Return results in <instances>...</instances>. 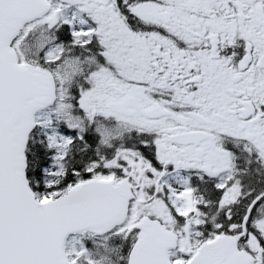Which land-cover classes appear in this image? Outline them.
<instances>
[{
    "label": "snow or ice",
    "instance_id": "obj_1",
    "mask_svg": "<svg viewBox=\"0 0 264 264\" xmlns=\"http://www.w3.org/2000/svg\"><path fill=\"white\" fill-rule=\"evenodd\" d=\"M0 264H264V0H0Z\"/></svg>",
    "mask_w": 264,
    "mask_h": 264
}]
</instances>
